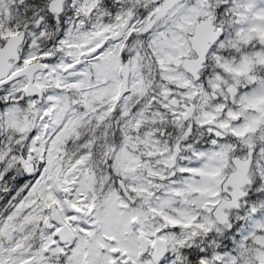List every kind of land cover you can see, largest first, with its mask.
Masks as SVG:
<instances>
[{
  "label": "snow or ice",
  "instance_id": "6c2138e0",
  "mask_svg": "<svg viewBox=\"0 0 264 264\" xmlns=\"http://www.w3.org/2000/svg\"><path fill=\"white\" fill-rule=\"evenodd\" d=\"M0 264H264V0H0Z\"/></svg>",
  "mask_w": 264,
  "mask_h": 264
}]
</instances>
